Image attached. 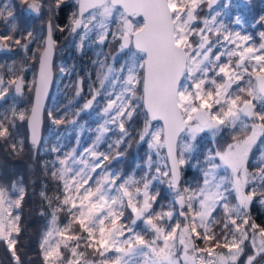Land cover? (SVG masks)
<instances>
[{
    "label": "snow or ice",
    "instance_id": "6c2138e0",
    "mask_svg": "<svg viewBox=\"0 0 264 264\" xmlns=\"http://www.w3.org/2000/svg\"><path fill=\"white\" fill-rule=\"evenodd\" d=\"M63 2L20 0L38 15L46 9L50 18L42 51L34 53L39 75L29 87L35 92V103L29 113L17 111L14 105L0 113V138L8 140L16 121L27 120L32 146L40 143L43 98L51 80L55 48L53 33L64 31L53 17ZM218 3L77 0L69 31L83 29V42L95 30L100 44L116 43L117 55L125 59L118 69L98 62L100 88L107 85L111 91H104L108 99L102 111L108 119L97 129L93 145L84 150L91 162L84 154L78 159L75 150L65 153L64 159L56 161L61 167L51 172L59 185L58 194L48 197L45 191L40 193L50 206L53 200L57 202L52 226L40 242L45 264H93L85 258L86 250L98 254L100 264H238L245 242L251 254L244 264H264V225L252 220L249 211L256 199L264 204V159L255 172L248 167L253 146L264 140V31L259 33V44L251 35L232 31L221 18L227 13L214 7ZM205 5L209 14L201 16ZM230 6L231 0H225L221 7ZM11 8L9 4L0 6V19L14 21ZM233 22L242 24L239 16ZM40 38L32 32L21 35L12 23L0 35V47L6 48L5 42H10L27 50ZM12 86L15 93L22 94L23 77L5 81L0 76V101L7 99ZM100 95L97 90L84 108H90ZM48 116L53 124L63 122V117L57 118L51 111ZM134 116L142 117L138 143H147L149 149L138 179L106 171L104 162L110 155L96 151L110 125L116 126L119 138L108 144L109 152L130 139L125 121ZM224 131L230 133L228 140L207 149L197 164L203 165L200 182L183 187L182 169L196 150L197 137L208 132L215 138ZM11 147L14 152L22 151L23 141ZM158 183H166L173 193L167 205L157 203L153 188ZM25 194L16 182L11 192L0 185V243L13 264H22L17 245ZM60 211L68 216L62 228L56 223ZM137 221L145 225L151 239L136 231ZM197 240L205 247H198ZM82 246L85 251L80 250Z\"/></svg>",
    "mask_w": 264,
    "mask_h": 264
},
{
    "label": "trees",
    "instance_id": "16d2710c",
    "mask_svg": "<svg viewBox=\"0 0 264 264\" xmlns=\"http://www.w3.org/2000/svg\"><path fill=\"white\" fill-rule=\"evenodd\" d=\"M222 1L224 0H220L219 4ZM47 2L50 4L52 0H47ZM4 4L12 6L11 10L15 15L14 21L19 23L16 27L21 35L32 32L34 36L40 34L41 37L36 42L29 44L27 50L10 42H5L8 45L6 48L0 47V76L5 81L20 76L31 78L29 84L24 82L22 94L15 93L14 86L9 88L7 99L0 101V113H6L13 105L17 111L28 113L33 92L29 86L34 81L38 61L34 53L41 50L42 36L45 33L46 21L50 18V14L46 9H42L39 15L30 12L26 5L20 3V0H0V6ZM204 9L205 11L201 15L205 12L208 13L205 6ZM76 11L77 0H64L53 17L54 24L64 28L63 32L54 31L53 33L54 40L57 42L55 44L62 42L64 44L62 51L57 49L64 69L62 74H59L56 80L54 77L53 80L47 101V106L50 107L44 111L42 136L38 148L35 149L28 141L26 120L16 121L15 128L10 129L12 136L8 140L0 138V185L8 188L11 192L12 184L16 182L26 192L19 210L21 231L17 245L22 264H45L40 242L43 234L52 226L50 222L57 202L53 200L50 206L40 193L45 191L48 197L58 194L59 185L51 175L54 167H61L56 162L57 158L64 159V154L72 153L73 150L77 157H80L85 149L93 145L98 135L97 129L105 121L101 106L106 97L101 90V95L97 96L90 108L85 109L84 105L95 87L100 85L97 78L100 72L98 62L110 64L114 50L118 45L107 41L100 44L95 32H91L83 42L71 39L74 33H71L67 26L70 24L72 14ZM224 12L227 15L221 18L231 30L232 28L240 29L242 35H251L256 44L261 42L259 33L264 31V23H261V17H264V0H231V6L227 10L224 9ZM236 16L240 17L242 24L237 25L233 22V18ZM14 21L0 19V35L6 34ZM117 58L116 64L120 60V57ZM76 83L80 87L79 91H76ZM49 111L57 118L63 117V122L53 124L48 116ZM109 127L111 130L96 149V151L110 155L109 161L104 162L105 170L120 173L124 177L135 176L138 179L143 175L149 152L147 143H138V131L142 127V117L134 116L132 120L125 121V127L131 134L130 139H126L124 144L111 152H109L108 144L119 138V132L115 125ZM229 135V132L224 131L213 138L210 133L205 132L197 137L196 150L193 151L189 164L182 169L181 185L183 187H195L200 182V167L203 165L197 166L198 162L203 160L207 149L221 146L228 140ZM18 141H23V150L14 152L11 145ZM53 148H58L59 151L54 152ZM262 153H264V140L257 141L249 155L250 172H255L259 161L264 159ZM160 155L163 156L164 152L161 151ZM84 156L90 159L87 154ZM152 159L156 161L157 156L153 155ZM54 162L56 163L54 164ZM153 192L158 193V204L167 205L173 198V193L166 183L155 184ZM13 198L15 199V196ZM232 203L235 201L233 200ZM157 210L160 209L157 208ZM249 211L252 220L264 225V204H261L259 199L252 202ZM56 216V223L59 227L62 228L68 223L65 211L57 212ZM125 216L130 218L129 212L126 211ZM137 225L136 231L141 232L145 239H151V233L144 231L145 225L141 221H137ZM75 230L78 231V229ZM196 244L198 247H205V244L199 240L196 241ZM80 250L85 251L83 246ZM219 250L224 251L223 249ZM249 254H251V248L245 242V251L240 256L238 264H244ZM67 256L68 253L65 251V257L67 258ZM85 258L93 264L101 262V257L91 250L85 251ZM0 264H13L12 257L3 243H0Z\"/></svg>",
    "mask_w": 264,
    "mask_h": 264
},
{
    "label": "rangeland",
    "instance_id": "374dc122",
    "mask_svg": "<svg viewBox=\"0 0 264 264\" xmlns=\"http://www.w3.org/2000/svg\"><path fill=\"white\" fill-rule=\"evenodd\" d=\"M248 1H250V0H248ZM219 2H220V0H219ZM224 3H225V0L224 1H222L220 4L218 3L217 5H215L214 7L216 8V10H218V11H221L222 13L224 12V9H228V8H223V7H221L222 5H224ZM205 7H206V5H205ZM225 13V12H224ZM209 13H203L201 16H204V15H208ZM49 20V19H48ZM47 20V21H48ZM46 21V22H47ZM12 23H15V25L16 26H18V22H12ZM11 23V24H12ZM10 27H11V25H10ZM232 31H240V29H237V28H232ZM91 32H95L96 33V31L95 30H93V31H91ZM91 32H89L88 33V35L87 36H89L90 35V33ZM83 35V29H78L77 30V32L76 33H74V35H73V37L71 38V39H74V40H76V41H81V36ZM245 35V34H244ZM248 35V34H247ZM86 36V37H87ZM85 37V38H86ZM43 39H44V34H43V36H42V43H43ZM56 42V41H55ZM57 43V42H56ZM42 48V47H41ZM59 48V51H62L63 50V48H64V44H63V42L62 43H60V44H55V57H54V62H53V67H54V74H58V75H54V77H55V80L58 78V76H59V74H62V72H63V69H64V65H62L61 64V62H62V59L60 58V54L57 52V49ZM117 49H118V47L117 48H115V50H114V53H113V56H115L116 57V59H118L117 57H120V60H119V63L118 64H116V62L115 61H113L112 59H111V65L114 67V68H119L120 67V65H121V63L123 62V60L125 59V57L123 56V55H117ZM115 59V60H116ZM36 72V71H35ZM20 77H22V76H20ZM35 77V76H34ZM76 80H79V79H77L76 78ZM23 81L26 83V84H29L30 83V81H31V78L29 79L28 78V76L25 78H23ZM79 82V81H78ZM77 85H76V91H79V89H80V87H79V85H78V83H76ZM105 89L107 90V91H111V89L110 88H108L107 87V85L105 86ZM105 89H101L100 88V85H98V86H96L95 87V89H94V91H93V93L90 95V96H92V95H94L95 94V92L97 91V90H101L102 92H103V95H104V91H105ZM89 96V97H90ZM104 97H106L105 98V100H103V102H102V110H103V107L106 105V102H107V96H105L104 95ZM49 103H50V100H49ZM50 106H47V104H46V107H45V109L47 108H49ZM45 111V110H44ZM105 116V115H104ZM106 119H108V117L107 116H105V119L104 120H106ZM44 123V122H43ZM43 129V128H42ZM84 154V153H83ZM78 159H79V157H77ZM85 158L86 159H88L86 156H85ZM89 162H91V159H89ZM217 251H221V250H219V249H217Z\"/></svg>",
    "mask_w": 264,
    "mask_h": 264
},
{
    "label": "water",
    "instance_id": "95a60500",
    "mask_svg": "<svg viewBox=\"0 0 264 264\" xmlns=\"http://www.w3.org/2000/svg\"><path fill=\"white\" fill-rule=\"evenodd\" d=\"M243 1H248V0H243ZM207 8V6H206ZM47 23V22H46ZM47 35V32H46V28H45V33H44V38L46 37ZM53 39H54V36H53ZM42 51V48L41 50ZM54 57H55V48H54V52H53V55H52V58H51V80H50V83H49V87H48V90H47V94L46 96L43 98V108H42V112H41V128H40V141H41V136H42V128H43V122H44V110H45V107H46V104H47V101H48V98H49V95H50V92H51V88H52V84H53V80H54V67H53V62H54ZM38 75H39V63L37 61V67H36V72H35V77H34V80H37L38 79ZM92 97H89L86 101V103L89 101V100H92ZM35 103V92L33 90L32 92V100H31V105H30V108H29V112H30V109L33 107ZM85 103V104H86ZM28 112V113H29ZM26 126H27V132H28V141L30 142V127H29V122L26 120ZM31 143V142H30ZM40 144V143H39ZM39 146V145H38ZM38 146L35 147L38 148ZM98 153H101L100 151H97Z\"/></svg>",
    "mask_w": 264,
    "mask_h": 264
},
{
    "label": "flooded vegetation",
    "instance_id": "af4514ba",
    "mask_svg": "<svg viewBox=\"0 0 264 264\" xmlns=\"http://www.w3.org/2000/svg\"><path fill=\"white\" fill-rule=\"evenodd\" d=\"M206 10H207V8H206Z\"/></svg>",
    "mask_w": 264,
    "mask_h": 264
}]
</instances>
